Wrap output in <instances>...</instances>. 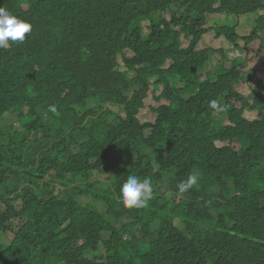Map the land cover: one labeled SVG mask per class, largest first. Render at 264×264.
I'll return each mask as SVG.
<instances>
[{"label":"trees","instance_id":"obj_1","mask_svg":"<svg viewBox=\"0 0 264 264\" xmlns=\"http://www.w3.org/2000/svg\"><path fill=\"white\" fill-rule=\"evenodd\" d=\"M263 1L0 0L32 26L0 49V236L25 226L0 240V264H264V98L252 122L235 108H247L238 86L249 70L237 50L264 43ZM253 13L250 35L206 27L216 14ZM213 31L228 45L201 48ZM151 89L164 106L142 124ZM211 100L235 126L221 127ZM9 114L22 130L1 127ZM191 174L197 183L178 196ZM129 175L149 178L153 198L123 221ZM90 188L96 201H79ZM21 189L29 227L10 210Z\"/></svg>","mask_w":264,"mask_h":264},{"label":"clouds","instance_id":"obj_2","mask_svg":"<svg viewBox=\"0 0 264 264\" xmlns=\"http://www.w3.org/2000/svg\"><path fill=\"white\" fill-rule=\"evenodd\" d=\"M263 3H264V1H263ZM170 13H171V11H170ZM216 15L223 16L224 14H216ZM263 15H264V13H260V17ZM229 16H231V15H229ZM258 16H259V14L257 13V17ZM252 26H253V29L251 30L249 35L257 27V26L255 27V24ZM226 28H230V27H226ZM31 31H32V26L29 22H27L26 20L18 18L17 16L13 15L7 9L0 7V49L10 47V42H20V43L24 42L26 35L29 34ZM255 42H259L260 45H262L261 48L259 49V51L264 50V43L262 41L255 40L251 43V45ZM251 45H250V47H251ZM250 47L243 54L248 55ZM236 50H237V48H236ZM237 52L240 53L238 50H237ZM228 54L236 56L235 49L231 48L228 51ZM240 54H242V53H240ZM243 54H242V56H244ZM244 57L247 58L246 56H244ZM248 63H249V70L248 71L250 72L251 70H255L257 72V75H252L246 81L247 82H250V81L255 82L256 81L257 85H258V82L261 81L258 78L259 66H251L252 65L251 59H248ZM262 76L264 77V72L262 73ZM257 78H258V80H257ZM150 95H152V98H153L152 91L149 94L148 99L150 98ZM256 97H257V95H255V94H251L250 96L246 97L247 101H245V102L247 104V108H244L243 102H238L235 104V108L237 110H243V118H246L245 117L246 112L257 114V112L251 110V108L255 105ZM153 100H155V99L153 98L151 101H153ZM146 101H145L146 104L151 102V101H149V102H146ZM238 105L241 106L240 109L237 107ZM209 107L211 109L215 110L216 112H222L221 113L222 117L226 116V118L228 120V113L226 111V106L220 105L217 100H211L209 102ZM49 110L55 112L56 111L55 106L51 105L49 107ZM107 110L114 113L117 116H118V113L121 112L119 110L118 106H111ZM9 115L11 116L13 114H9ZM13 116H16V115L14 114ZM43 117L48 118L47 111L44 112ZM138 118L142 124L148 123L145 121L142 122L140 115ZM134 119H135V116H134ZM228 122H230V121L228 120ZM233 126H235V125L233 124ZM233 126H229V127H233ZM196 183H197V176L195 174L189 175L186 180L181 181L177 185V195L182 196L184 193L188 192L189 189H191ZM162 184H161V188H162ZM61 189L68 190L69 187H62ZM118 198H119L121 204L125 208H129V209L137 208V209H139V208L146 207L148 202L153 198V185H152L151 180L149 178L141 179L135 175H129L127 177V179L123 183H121V185L119 187ZM85 200L87 201L86 203H94L96 201V197L92 194L91 188L87 189V194L85 196L79 197V201L83 202ZM24 203H25V194L21 189L19 191L17 198L12 203L10 210H14L16 213L21 215L26 222V227H29L32 224V220H30L29 218H26V216H25V213L23 211ZM15 223H16V228H17V230L15 232H7L6 234L3 233V234H1V236L12 234L14 236V238H13V240H14L15 235L18 234L22 230V228L25 227L21 221H16ZM1 236H0V240H1Z\"/></svg>","mask_w":264,"mask_h":264},{"label":"rangeland","instance_id":"obj_3","mask_svg":"<svg viewBox=\"0 0 264 264\" xmlns=\"http://www.w3.org/2000/svg\"><path fill=\"white\" fill-rule=\"evenodd\" d=\"M167 16L166 18L169 17L170 15V11L167 12ZM254 19H257V13H253L248 17H241L240 19L236 18L235 16H229L227 14H224L223 16H219V15H215L211 18V22L207 25V28H211L213 25L215 26H220V27H230V28H236L237 31L246 36L249 35V33L251 32V30L253 29L254 25ZM146 24V23H145ZM144 24V25H145ZM142 25V23H141ZM148 31L145 30V35H148ZM228 45V42L225 39H218L216 32L213 31L212 33H210L209 35L206 36V42L202 43L201 48H207L208 46H215L218 49H221V47H226ZM239 45L241 48H243L244 43L243 41H239ZM262 45H260L259 42H255L251 45L250 50H249V54H243L246 57H249L248 59H251V66H259V75L258 78L264 83V77L262 76V73L264 72V50L259 51V49L261 48ZM240 53H245L242 52L239 49ZM215 58L220 59L221 55H216ZM242 76H243V81L241 82V84L238 86V92L240 95H243L244 97H248L251 94H255V95H261L264 98V88L259 87V85H257V82H247L246 81V77L249 76L250 72L248 71V68H243V70H241ZM257 78V80H258ZM151 91H153V89H151ZM189 97V96H187ZM152 95H150V98L146 101L149 102L151 101ZM164 103H155V100L147 103V108L150 109L148 111H140V118L145 122H151L153 120H155V118H157L158 113H160L162 111L163 105ZM239 109L241 108L240 105L237 106ZM152 109H154L156 111V113L152 112ZM119 110L121 112L118 113V116L122 119H126V115L127 114H133L132 111V107L129 106H123V107H119ZM245 117L248 119L249 122H252L254 120H256L257 118V114L255 113H249L246 112ZM45 120H47V117H44ZM217 122L220 123L221 127H229V126H233V124H231L230 122H228L226 116L223 117H217ZM10 126H14L15 129L18 130H22V124L19 122V120L16 118V116L13 115H8L5 119V121L2 124V128L3 129H8V127ZM234 146L236 147V149H240V147L237 144H234ZM155 168V166H153ZM163 184H162V188H161V184H159V187L161 189L160 191V195H164L166 193H168L170 190V178L168 176L164 177L163 180ZM62 188V187H61ZM230 188V185H229ZM163 190V192H162ZM216 193H218L219 189L215 190ZM230 194V191L226 192V195L228 196ZM118 209H119V205H118ZM138 212L137 208H132L129 210V214L127 216H124V220H129L132 221L135 218L136 213ZM128 221V222H129ZM115 224H119L115 223ZM179 224V221H178ZM136 235L138 237H143L142 233H140L139 231H137ZM14 238V236L12 234H8V235H2L1 236V240L2 242L5 243H9V241H12Z\"/></svg>","mask_w":264,"mask_h":264}]
</instances>
